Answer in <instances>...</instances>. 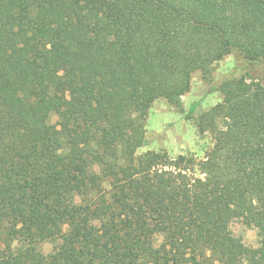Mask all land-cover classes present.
<instances>
[{"label":"trees","instance_id":"obj_1","mask_svg":"<svg viewBox=\"0 0 264 264\" xmlns=\"http://www.w3.org/2000/svg\"><path fill=\"white\" fill-rule=\"evenodd\" d=\"M227 55L204 158L136 155ZM0 264H264V0H0Z\"/></svg>","mask_w":264,"mask_h":264},{"label":"rangeland","instance_id":"obj_2","mask_svg":"<svg viewBox=\"0 0 264 264\" xmlns=\"http://www.w3.org/2000/svg\"><path fill=\"white\" fill-rule=\"evenodd\" d=\"M235 59L224 56L213 64L210 80L202 78L200 73L191 77L189 91L177 105H171L164 99L155 100L147 109L143 119V143L136 155L146 152H161L169 157L189 155L199 161L212 147V132L199 133V118L212 107L220 103L222 97L216 90L224 78L234 75ZM197 104L193 113H188L191 105ZM49 122L56 124L57 116L52 115ZM220 127L219 122L217 128ZM229 229L233 236L240 238L248 247L257 245V232L234 221ZM161 240L157 237V242ZM58 242H44L40 245L43 254L51 253Z\"/></svg>","mask_w":264,"mask_h":264}]
</instances>
